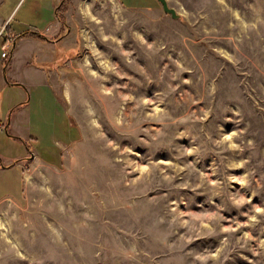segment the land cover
Masks as SVG:
<instances>
[{"label":"rangeland","instance_id":"1","mask_svg":"<svg viewBox=\"0 0 264 264\" xmlns=\"http://www.w3.org/2000/svg\"><path fill=\"white\" fill-rule=\"evenodd\" d=\"M167 2H68L39 62L0 0V264H264V0Z\"/></svg>","mask_w":264,"mask_h":264},{"label":"crops","instance_id":"2","mask_svg":"<svg viewBox=\"0 0 264 264\" xmlns=\"http://www.w3.org/2000/svg\"><path fill=\"white\" fill-rule=\"evenodd\" d=\"M64 1H66V0H34L35 5L32 4V8H31V10L28 11L27 16H28V18L34 19V23H31V24H33L35 27L30 28L28 25H26L29 22L22 20L23 23L18 22V24H19V26H23V28L18 27L13 32L15 38L20 36L23 33L31 32V33L43 36L49 40H52V42H46V45L44 44V42H41L40 40H38V41H36L37 39L36 40L29 39L28 40L25 38L20 40L18 42L19 44L17 43L20 46L22 44V42H25V40H27L29 46L33 45V48H34L33 52L38 51V55L35 57L37 58V60L39 62H50L48 60V54H50V53L55 54L56 50L58 48H60L61 46L64 48H69L71 45L70 41H71V38L74 34V32L71 28H70L68 34L64 36L63 43H61L62 45L60 44V42L56 41V38L60 37V34H61V23L57 18L56 12H57V7L59 6V4L63 3ZM112 1L119 3L123 8H125L127 10L129 9V7H126L123 5L122 0H112ZM69 2L75 3L76 0H69ZM17 7H15V9L13 10V13H12V15L8 21H10L11 18H13V16L15 15V11H16ZM142 8H144V7H142ZM148 8H150V7H148ZM130 9H133V8H130ZM66 14H67L66 17L68 18L69 13H66ZM25 31H27V32H25ZM18 49L20 50V48H18ZM12 58H13V56H11V58L9 57L8 58L9 61H10V59L12 60ZM1 59H3L2 56H1ZM8 59H5V60H8ZM4 62H2V64ZM7 70H8L9 78L12 81L13 80L17 81L15 79V74H17L16 69L14 70V67L11 66V68L7 69ZM43 79L44 78L42 77L41 80L43 81ZM7 82L8 81H5V80L0 81L1 87L9 86L12 88L13 86H15V85H9ZM18 87H21V86L18 85ZM20 89H23L24 91H26L27 87L25 86L24 88L22 87ZM65 99H67V98H65ZM11 104H13V103H10V106H12ZM18 108L19 107H15V109H13V111L11 109H10L11 111H8V112H11V117H12L11 121H9V123L6 127V130L9 129L8 131H10V128H11V130L16 129V127L18 125H22V126L24 125L25 126L28 123L31 124L30 119H29L30 118L29 112L27 110L28 107L25 106V107H21L19 109ZM8 112L7 111L5 112V115H4L5 117H7ZM13 112H15V113H13ZM67 112L69 113V110H67ZM2 115H3L2 112H0V116H2ZM6 121H7V119H6ZM3 124L4 123L1 121L0 122V129H2ZM10 143H12V142H10ZM34 158H35V155H34ZM21 162H22L21 160L13 161L12 159L0 158V179H4L8 175L9 170H11V171H17L19 179L24 178V180H25V176H22V174L18 171L19 168L23 167L20 165V164H22ZM10 200H14V199H12L11 197L5 198L4 200L0 201V206L8 203V201H10Z\"/></svg>","mask_w":264,"mask_h":264},{"label":"trees","instance_id":"3","mask_svg":"<svg viewBox=\"0 0 264 264\" xmlns=\"http://www.w3.org/2000/svg\"><path fill=\"white\" fill-rule=\"evenodd\" d=\"M68 2H69V0L68 1L66 0L63 3L59 4V6L57 7V12H56L57 18H58V20L60 21V23L62 25V32L64 34L61 37H58L57 38L58 40L56 39L57 42H61V40L64 38L65 35H67V33L70 30V28L68 27L67 21H66V13H67V10H68L67 9ZM16 16H17V14H16ZM16 16H14L13 21L8 25L6 31L9 30L8 32H10V29L13 26V23L16 20ZM12 34H13V32H12ZM24 38H35V39H39V40H41L43 42H52V40H49V39H47V38H45L43 36H40L38 34H34V33L29 32V33H23L20 36L16 37L15 40H14L15 41L14 47L20 40H22ZM14 47H13V50H14ZM1 48H2V45H1ZM59 55L61 57V54H59ZM42 67H44V66H42ZM9 85H11V84H9Z\"/></svg>","mask_w":264,"mask_h":264},{"label":"water","instance_id":"4","mask_svg":"<svg viewBox=\"0 0 264 264\" xmlns=\"http://www.w3.org/2000/svg\"><path fill=\"white\" fill-rule=\"evenodd\" d=\"M159 1H160V3L162 4L163 9H164V11H165L167 14H170L174 19H175V18H178L176 11L173 10V9H171V8L169 7V4H168L167 0H159ZM7 81H8V80H7Z\"/></svg>","mask_w":264,"mask_h":264},{"label":"built area","instance_id":"5","mask_svg":"<svg viewBox=\"0 0 264 264\" xmlns=\"http://www.w3.org/2000/svg\"><path fill=\"white\" fill-rule=\"evenodd\" d=\"M8 55H9V53L7 52V49L4 48V53H3L2 57L5 58V59H7L8 58Z\"/></svg>","mask_w":264,"mask_h":264},{"label":"flooded vegetation","instance_id":"6","mask_svg":"<svg viewBox=\"0 0 264 264\" xmlns=\"http://www.w3.org/2000/svg\"><path fill=\"white\" fill-rule=\"evenodd\" d=\"M9 84V83H8Z\"/></svg>","mask_w":264,"mask_h":264}]
</instances>
